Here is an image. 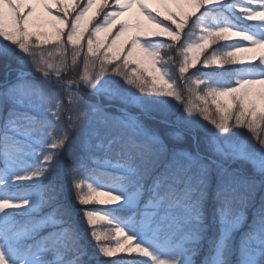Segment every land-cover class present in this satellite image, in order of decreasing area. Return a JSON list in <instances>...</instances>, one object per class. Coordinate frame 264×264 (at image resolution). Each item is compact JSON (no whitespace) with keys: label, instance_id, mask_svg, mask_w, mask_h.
<instances>
[{"label":"snow or ice","instance_id":"1","mask_svg":"<svg viewBox=\"0 0 264 264\" xmlns=\"http://www.w3.org/2000/svg\"><path fill=\"white\" fill-rule=\"evenodd\" d=\"M0 58V264H264V0H0Z\"/></svg>","mask_w":264,"mask_h":264},{"label":"trees","instance_id":"2","mask_svg":"<svg viewBox=\"0 0 264 264\" xmlns=\"http://www.w3.org/2000/svg\"><path fill=\"white\" fill-rule=\"evenodd\" d=\"M214 47H219V43L217 45H215ZM8 64H11L12 68H15V66H16L14 61H6L3 58H0V84H2L4 82V79H5L6 76H9ZM12 75L14 76V73ZM181 88H183V84H181ZM102 103L107 105L108 101L105 100ZM112 104L114 105V107L109 108V111L112 112L113 114H116L115 113V108L116 107H122V105L120 104L119 101H113ZM129 110L131 112H133L134 114H138L139 113V110L135 109V108H130ZM144 122H145L146 125H149L151 127H156L155 121H153L152 119H150L148 117L144 118ZM240 191H241L242 194H245V195L249 196L250 199H251V203L249 205V210H248V220L251 221L252 205H254L256 207H259L261 202L264 201V187L260 186L259 178H257V182H256L255 188L249 189L247 186H243L242 185L241 188H240ZM63 197H61V202L64 205H66V207L70 208V203L73 202L71 196L66 194V197L65 198H63ZM198 260H199L198 264H201V262L203 261V256L202 255L199 256Z\"/></svg>","mask_w":264,"mask_h":264},{"label":"rangeland","instance_id":"3","mask_svg":"<svg viewBox=\"0 0 264 264\" xmlns=\"http://www.w3.org/2000/svg\"><path fill=\"white\" fill-rule=\"evenodd\" d=\"M220 43H222V42H220ZM66 194L71 196V198L73 200V202L70 203V208L68 207L69 210L71 211V214H72V222L79 228L80 232L82 233V235H83V243H84V245H85V247H86V249L88 251V258H91L93 256V254L95 253V250H96L95 241L88 236V234H87V232L85 230L84 224L81 221V214H82L81 210L93 209V208H96V207H105V206H100V205H95V204H90V205H80V204H78L75 201V198H74L75 197V193L68 191L67 186H65V191H64V194H63L64 197L63 196L62 197L65 198ZM100 199H105V197H100ZM45 211H48V209H45ZM104 227H105L104 224H99L98 225V228L102 229ZM111 243H114V242H111ZM132 256L136 257V258H140L135 253H133ZM131 258L132 257H129L128 254H126V253H118L117 256L113 257V258L100 257L99 259L100 260H108V259L120 260V259H131ZM141 259H146V258H141ZM199 260H198V257H197V261L198 262H199ZM90 264H97V261L92 259V260H90Z\"/></svg>","mask_w":264,"mask_h":264}]
</instances>
